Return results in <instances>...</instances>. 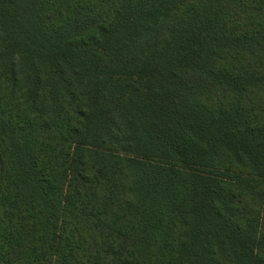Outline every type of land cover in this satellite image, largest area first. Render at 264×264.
<instances>
[{
  "label": "trees",
  "instance_id": "obj_1",
  "mask_svg": "<svg viewBox=\"0 0 264 264\" xmlns=\"http://www.w3.org/2000/svg\"><path fill=\"white\" fill-rule=\"evenodd\" d=\"M0 264H264V0H0Z\"/></svg>",
  "mask_w": 264,
  "mask_h": 264
}]
</instances>
